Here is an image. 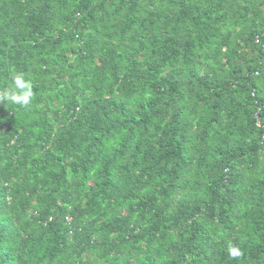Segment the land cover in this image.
Here are the masks:
<instances>
[{"label":"trees","instance_id":"1","mask_svg":"<svg viewBox=\"0 0 264 264\" xmlns=\"http://www.w3.org/2000/svg\"><path fill=\"white\" fill-rule=\"evenodd\" d=\"M263 37V0H0V92H34L0 264H264Z\"/></svg>","mask_w":264,"mask_h":264},{"label":"clouds","instance_id":"2","mask_svg":"<svg viewBox=\"0 0 264 264\" xmlns=\"http://www.w3.org/2000/svg\"><path fill=\"white\" fill-rule=\"evenodd\" d=\"M34 100L33 83L26 79L23 73H15L11 77V84L0 92V103H10L21 107H28ZM70 222L72 218L68 217ZM227 253L232 259H239L243 256L242 250L235 244L229 242Z\"/></svg>","mask_w":264,"mask_h":264},{"label":"built area","instance_id":"3","mask_svg":"<svg viewBox=\"0 0 264 264\" xmlns=\"http://www.w3.org/2000/svg\"><path fill=\"white\" fill-rule=\"evenodd\" d=\"M263 2H264V0H263ZM260 45H261V49H263V51H264V37L261 39Z\"/></svg>","mask_w":264,"mask_h":264}]
</instances>
